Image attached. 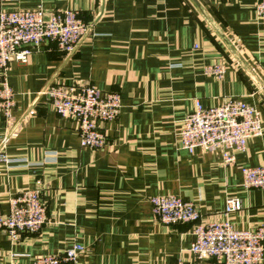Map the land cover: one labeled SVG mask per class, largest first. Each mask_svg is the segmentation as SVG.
<instances>
[{"label":"crops","instance_id":"obj_1","mask_svg":"<svg viewBox=\"0 0 264 264\" xmlns=\"http://www.w3.org/2000/svg\"><path fill=\"white\" fill-rule=\"evenodd\" d=\"M257 0H0L1 11L74 10L89 25L70 55L53 42L33 49L6 72L15 92L9 119L0 114V207L10 193L37 189L46 223L12 241L0 231V264H31L73 244L79 264H193L192 223L166 225L149 198L175 195L192 202L201 221L228 220L237 229L264 228V189L244 188L241 167L264 165V19ZM223 65L222 78L203 75ZM2 76L0 74V82ZM91 82L118 92L122 108L101 124L106 145L82 147L72 121L59 117L42 93L49 84ZM237 98L261 120L235 162L220 151L181 147L183 118ZM228 197L241 207L224 213ZM264 264V260L262 262Z\"/></svg>","mask_w":264,"mask_h":264},{"label":"built area","instance_id":"obj_2","mask_svg":"<svg viewBox=\"0 0 264 264\" xmlns=\"http://www.w3.org/2000/svg\"><path fill=\"white\" fill-rule=\"evenodd\" d=\"M254 11L264 19V0H257ZM89 25L74 10H15L0 12V114L9 119L15 107V92L9 86L6 72L11 60L24 62L31 51L43 43L53 42L58 50L72 54L88 33ZM223 65H206L203 75L222 78ZM42 93L56 114L73 122L82 147L99 149L106 145L101 124L112 122L120 114L122 103L118 92L102 91L91 82L80 85L49 84ZM261 135L258 111L237 99L226 98L217 106L204 107L195 102L193 111L182 120L179 131L181 147L188 151H220L223 165L235 162V152L243 151L247 140ZM0 143V161L11 164ZM244 188L264 189V165L241 167ZM153 215L166 225L192 223L194 239L189 251L198 260L213 259L215 264H262L264 228L237 229L228 221L202 222L198 208L175 195L149 198ZM241 207L238 197H228L224 213ZM46 223V205L37 189L10 193L7 210L0 207V231L12 241L23 233L38 232ZM73 244L59 254L32 259L31 264H79L83 251ZM169 264H193L177 259Z\"/></svg>","mask_w":264,"mask_h":264}]
</instances>
